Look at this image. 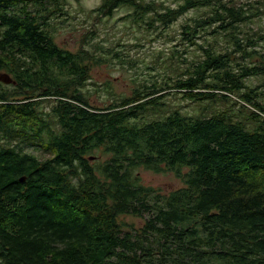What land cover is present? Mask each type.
<instances>
[{
	"label": "trees",
	"instance_id": "obj_1",
	"mask_svg": "<svg viewBox=\"0 0 264 264\" xmlns=\"http://www.w3.org/2000/svg\"><path fill=\"white\" fill-rule=\"evenodd\" d=\"M64 2L0 0V73L16 82H0V264H264V103L246 84L264 49L243 29L264 0H102L99 18L126 7L150 28L203 10L179 31L199 56L172 52L176 76L102 107L82 89L105 59L56 41ZM141 169L182 186L162 194Z\"/></svg>",
	"mask_w": 264,
	"mask_h": 264
},
{
	"label": "rangeland",
	"instance_id": "obj_2",
	"mask_svg": "<svg viewBox=\"0 0 264 264\" xmlns=\"http://www.w3.org/2000/svg\"><path fill=\"white\" fill-rule=\"evenodd\" d=\"M153 2L158 7L176 8L183 0H146ZM255 1L260 0H251ZM102 0H65L63 10L66 16L57 24L54 35L58 44L66 49L76 51L82 45L95 51L97 57H103L105 62L94 66L91 79L82 89L83 93L90 98L96 106H104L122 95H129L135 84L156 81L162 82L167 75L176 76L172 71L175 67L171 64L170 55L175 53V60L189 58L191 60L200 52L196 48H187L180 42V26L188 19L203 14V10H192L181 17L178 22L169 29L150 28L142 22H134L129 16V8H120L112 17H98L92 12L101 4ZM253 16L244 31L248 38H255L258 51L264 49V5H251ZM255 35V36H252ZM212 39V38H211ZM85 42V43H84ZM219 47H226L222 38ZM98 45V47H94ZM97 48V49H96ZM173 61V60H172ZM10 75V74H9ZM1 82V81H0ZM4 86L11 89L13 84ZM107 84L112 87L109 88ZM250 87L259 88L261 101L264 103V77H254L246 80ZM173 107L179 108L185 114L195 115L201 113V108L182 98L181 95L169 97ZM51 104L44 102L40 110L49 111ZM237 110V109H236ZM26 153L44 158L41 149L28 147ZM47 157V156H46ZM142 181L145 185L160 190L162 194H168L182 186V183L174 174H157L145 169L140 170ZM125 222L141 226V219L124 217Z\"/></svg>",
	"mask_w": 264,
	"mask_h": 264
},
{
	"label": "water",
	"instance_id": "obj_3",
	"mask_svg": "<svg viewBox=\"0 0 264 264\" xmlns=\"http://www.w3.org/2000/svg\"><path fill=\"white\" fill-rule=\"evenodd\" d=\"M0 81L5 83V84H16V82L14 81V79L12 78L11 75H9L8 73H0ZM94 158H91V160H93ZM21 181H25V178Z\"/></svg>",
	"mask_w": 264,
	"mask_h": 264
}]
</instances>
